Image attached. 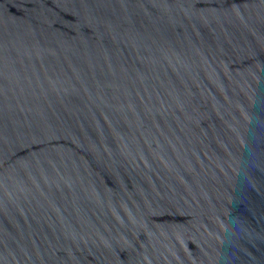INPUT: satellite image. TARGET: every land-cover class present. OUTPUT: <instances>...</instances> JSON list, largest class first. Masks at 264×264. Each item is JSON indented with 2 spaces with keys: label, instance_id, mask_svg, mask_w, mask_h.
Returning <instances> with one entry per match:
<instances>
[{
  "label": "water",
  "instance_id": "1",
  "mask_svg": "<svg viewBox=\"0 0 264 264\" xmlns=\"http://www.w3.org/2000/svg\"><path fill=\"white\" fill-rule=\"evenodd\" d=\"M0 264H264V0H0Z\"/></svg>",
  "mask_w": 264,
  "mask_h": 264
}]
</instances>
